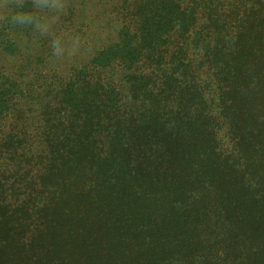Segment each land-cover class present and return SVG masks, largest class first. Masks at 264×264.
I'll use <instances>...</instances> for the list:
<instances>
[{"label":"trees","instance_id":"16d2710c","mask_svg":"<svg viewBox=\"0 0 264 264\" xmlns=\"http://www.w3.org/2000/svg\"><path fill=\"white\" fill-rule=\"evenodd\" d=\"M0 264H264V0H4Z\"/></svg>","mask_w":264,"mask_h":264},{"label":"clouds","instance_id":"9594fccd","mask_svg":"<svg viewBox=\"0 0 264 264\" xmlns=\"http://www.w3.org/2000/svg\"><path fill=\"white\" fill-rule=\"evenodd\" d=\"M19 18H20V14H16V15L13 16V19H19ZM59 44H60L59 40H54L53 41L52 46H53V50L54 51L58 49Z\"/></svg>","mask_w":264,"mask_h":264},{"label":"rangeland","instance_id":"374dc122","mask_svg":"<svg viewBox=\"0 0 264 264\" xmlns=\"http://www.w3.org/2000/svg\"><path fill=\"white\" fill-rule=\"evenodd\" d=\"M54 3L57 1L58 3H60L61 0H52ZM66 3L68 2V0H64ZM4 2V0H0V5H2Z\"/></svg>","mask_w":264,"mask_h":264}]
</instances>
